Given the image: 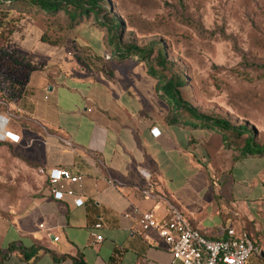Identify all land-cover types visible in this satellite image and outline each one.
Listing matches in <instances>:
<instances>
[{
    "label": "crops",
    "instance_id": "0c3cea01",
    "mask_svg": "<svg viewBox=\"0 0 264 264\" xmlns=\"http://www.w3.org/2000/svg\"><path fill=\"white\" fill-rule=\"evenodd\" d=\"M16 49L33 69L16 74L23 92L1 99L0 114L11 117L21 142L37 147L48 179L29 206L0 214L3 254L16 245L39 249L40 258L27 262L15 252L0 264H171L168 245L143 232L134 214L154 211L161 221L171 206L209 240L226 238L231 227L247 231L261 250L251 263L264 264V159L234 161L205 134L169 125L145 65L123 71L101 51L102 64H84L40 43ZM54 169L81 179L61 183V201L60 186L49 182Z\"/></svg>",
    "mask_w": 264,
    "mask_h": 264
},
{
    "label": "rangeland",
    "instance_id": "374dc122",
    "mask_svg": "<svg viewBox=\"0 0 264 264\" xmlns=\"http://www.w3.org/2000/svg\"><path fill=\"white\" fill-rule=\"evenodd\" d=\"M105 2L108 11L124 24L119 33L123 43L148 46L159 42L166 46L169 60L188 79L186 100L202 112L247 124L264 139V0ZM3 20L0 12V27ZM34 26L36 33L46 32L65 43V51L84 64H102L97 51L111 56L109 33L94 20L70 32L51 28L40 19ZM15 48L0 38V52H7L0 53V66L11 60L8 54ZM20 59L18 73L28 60ZM125 66L130 64H123V71ZM262 168L264 163H259L258 171ZM47 179L36 146L24 141L0 145V214L7 216L13 209L29 206L40 196Z\"/></svg>",
    "mask_w": 264,
    "mask_h": 264
},
{
    "label": "trees",
    "instance_id": "16d2710c",
    "mask_svg": "<svg viewBox=\"0 0 264 264\" xmlns=\"http://www.w3.org/2000/svg\"><path fill=\"white\" fill-rule=\"evenodd\" d=\"M179 2L183 4L182 0ZM0 12L3 13L4 19L0 27V38L6 45H12L14 48L24 46V43H40L65 51V43L53 40L46 32H35L37 19L51 28L65 32L73 31L81 24L94 20L99 28L109 33L108 43L113 49L111 56L107 58L108 62L115 65L135 63L147 67L149 76L160 86L158 95L169 125L205 134L211 139V146L216 149L222 146L226 152L232 154L234 161L245 163L264 159V139L255 129L219 115L202 112L185 99L188 79L185 73L169 60L165 45L159 42H152L148 46L133 42L123 43L119 33L124 24L108 11L105 0H0ZM3 52L7 55L5 50L0 53ZM8 56L11 60H4L0 66V100L18 97L23 92L24 81L17 78L16 68L23 62L20 57L26 56L16 48ZM32 69L33 67L26 63L20 71L28 73ZM9 71L13 72L7 77ZM13 76L16 77L14 81L11 79ZM15 252H19L27 262L40 258L39 249L27 250L16 245L11 246L6 254L0 250V257H8ZM75 263L85 264L82 260H76Z\"/></svg>",
    "mask_w": 264,
    "mask_h": 264
},
{
    "label": "built area",
    "instance_id": "2783aa9c",
    "mask_svg": "<svg viewBox=\"0 0 264 264\" xmlns=\"http://www.w3.org/2000/svg\"><path fill=\"white\" fill-rule=\"evenodd\" d=\"M11 117L0 114V142L19 144L21 138L9 130ZM69 147L71 143H67ZM49 182L54 190L55 200H63L65 192L62 182L80 183L81 179L73 177L70 172L61 169L51 170ZM77 207L83 206L82 200L75 202ZM134 214L139 215V224L143 232L155 231L168 245L172 253L171 264H252L251 259L260 257V247L255 244L250 234L245 230L238 231L231 227L227 230V237L221 240H209L199 231L192 228L185 216L171 206L165 220H157L154 211L140 213L137 209ZM130 217V215H127ZM96 229H101L98 224ZM98 242L101 236H95Z\"/></svg>",
    "mask_w": 264,
    "mask_h": 264
}]
</instances>
